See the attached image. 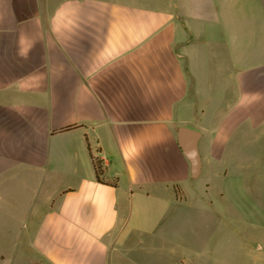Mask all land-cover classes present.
<instances>
[{
    "label": "crops",
    "instance_id": "crops-1",
    "mask_svg": "<svg viewBox=\"0 0 264 264\" xmlns=\"http://www.w3.org/2000/svg\"><path fill=\"white\" fill-rule=\"evenodd\" d=\"M263 136L259 0H0V239L26 264H161L194 181Z\"/></svg>",
    "mask_w": 264,
    "mask_h": 264
},
{
    "label": "rangeland",
    "instance_id": "rangeland-1",
    "mask_svg": "<svg viewBox=\"0 0 264 264\" xmlns=\"http://www.w3.org/2000/svg\"><path fill=\"white\" fill-rule=\"evenodd\" d=\"M259 8L264 14V0ZM238 140L215 174L194 181L184 214L169 218L161 264H264V136ZM15 242L0 239V264L27 263Z\"/></svg>",
    "mask_w": 264,
    "mask_h": 264
},
{
    "label": "water",
    "instance_id": "water-1",
    "mask_svg": "<svg viewBox=\"0 0 264 264\" xmlns=\"http://www.w3.org/2000/svg\"><path fill=\"white\" fill-rule=\"evenodd\" d=\"M200 132L186 127L178 129V139L184 151L190 156L194 177L200 173V159L198 156V140Z\"/></svg>",
    "mask_w": 264,
    "mask_h": 264
},
{
    "label": "trees",
    "instance_id": "trees-1",
    "mask_svg": "<svg viewBox=\"0 0 264 264\" xmlns=\"http://www.w3.org/2000/svg\"><path fill=\"white\" fill-rule=\"evenodd\" d=\"M95 165H96V174H97V178L98 180L100 181H103L101 179V174H102V171H101V166H102V160H98V159H95ZM178 194H179V190H178Z\"/></svg>",
    "mask_w": 264,
    "mask_h": 264
}]
</instances>
